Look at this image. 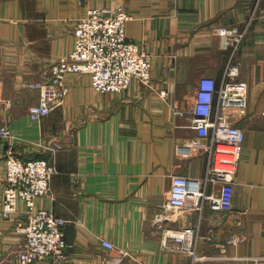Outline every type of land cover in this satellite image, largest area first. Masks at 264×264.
Returning a JSON list of instances; mask_svg holds the SVG:
<instances>
[{
  "label": "crops",
  "instance_id": "crops-1",
  "mask_svg": "<svg viewBox=\"0 0 264 264\" xmlns=\"http://www.w3.org/2000/svg\"><path fill=\"white\" fill-rule=\"evenodd\" d=\"M118 5L133 14L129 39L152 52L151 86L134 79L123 92H99L87 73H70L63 103L42 121L28 110L49 81L52 64L74 47V25L86 7ZM115 12V11H114ZM230 58L248 84V105L232 119L246 132L230 212L179 210L155 222L171 178H203L210 139L198 134L186 111L203 76L218 84ZM0 77L6 102L0 124L13 140L0 145V264L14 259L24 237L14 229L24 202L2 214L9 146L25 159H49L58 169L37 207L67 221L73 244L67 259L38 264H112L102 239L130 252L120 264H246L264 260V0H0ZM167 91V97L161 94ZM58 142L59 150L39 147ZM195 226L197 255L164 245L165 229ZM238 236L240 242H230ZM201 257H204L203 259Z\"/></svg>",
  "mask_w": 264,
  "mask_h": 264
},
{
  "label": "built area",
  "instance_id": "built-area-1",
  "mask_svg": "<svg viewBox=\"0 0 264 264\" xmlns=\"http://www.w3.org/2000/svg\"><path fill=\"white\" fill-rule=\"evenodd\" d=\"M131 18L133 14L124 7L113 13L105 8L91 7L80 17L74 31V48L67 58L53 64L50 80L43 85L39 102L29 109L32 120L45 118L57 107L68 91L65 81L70 73L89 74L92 86L103 93L128 90L134 79L152 85V53L129 39L126 28ZM239 73L240 64L230 58L221 84L214 77H201L191 106L186 111L175 108L176 115L187 112L198 134L210 139L202 148L209 161L203 178L172 175L169 197L161 203V212L155 220L160 227L172 220V214L179 210L202 212L207 206L220 212L233 210L235 179L246 132L235 123L232 114L244 111L248 105V84L237 79ZM3 91L0 78V101ZM161 94L167 97L166 90ZM12 136L11 129L1 124L0 144ZM53 146L50 144L49 149L54 151L62 147L59 143ZM57 173L49 159H23L8 148L2 214L13 216L21 201L26 210L16 219L14 227L24 237L23 246L14 259L5 260L3 264H38L49 257L61 262L68 258L73 244L66 238L67 221L53 210L36 205L37 198L49 194L51 181ZM163 237L165 246L174 244L179 250L198 258L195 226L165 229ZM238 241V236L230 238V242ZM101 244L117 252L110 257L112 264H120L130 255L128 250L118 248L109 240L102 239Z\"/></svg>",
  "mask_w": 264,
  "mask_h": 264
},
{
  "label": "rangeland",
  "instance_id": "rangeland-1",
  "mask_svg": "<svg viewBox=\"0 0 264 264\" xmlns=\"http://www.w3.org/2000/svg\"><path fill=\"white\" fill-rule=\"evenodd\" d=\"M84 1L85 0H79V4H83L84 3ZM92 6H88L87 5V7H86V9H85V11L82 13V15H84L85 13H86V11L89 9V8H91ZM94 7V6H93ZM120 7H124L125 8V6L124 5H118L114 10H113V12L114 11H116L118 8H120ZM100 8H105V9H107L108 10V8H106V7H103V6H101ZM109 11V10H108ZM81 15V16H82ZM80 16V17H81ZM80 17L77 19V21H76V23H75V25H74V31H75V27H76V24H77V22H78V20L80 19ZM74 38H75V34H74ZM74 48V47H73ZM73 48H72V50H73ZM72 50H70L68 53H66V54H64V55H62V56H60L54 63H56L59 59H63V58H67L68 57V55H70V53L72 52ZM147 50V49H146ZM150 52V51H149ZM150 53H152V52H150ZM53 63V64H54ZM53 64H52V66H53ZM51 74H52V67H51ZM1 78V77H0ZM1 80L3 81V79L1 78ZM46 82H48V81H38V82H33V83H31L30 84V86H31V88L32 89H37L40 93H39V100H40V95H41V93H42V90H43V85H45L46 84ZM65 84H66V86H67V88H68V91L62 96V98L59 100V104L57 105V106H59L60 104H62L63 103V100H64V98H65V96L69 93V91H70V87H69V85H68V83H67V81H65ZM3 87H4V82H3ZM98 91V90H97ZM100 92V91H99ZM1 100L2 101H0V104H2V103H5L7 100H6V98L4 97V91H3V95H2V98H1ZM39 100H38V102H39ZM38 102H36V103H33V104H31L30 105V107L32 106V105H34V104H37ZM30 107H29V109H30ZM28 113H29V110H28ZM51 114V113H50ZM49 114V115H50ZM49 115H47V116H49ZM46 116V117H47ZM45 117V118H46ZM44 119V118H43ZM43 119H41V120H38L37 122H40V121H42ZM32 120V119H31ZM33 121H35V120H33ZM1 125V124H0ZM5 125H7V124H5ZM9 128H10V126L9 125H7ZM11 129V128H10ZM11 131H12V129H11ZM12 138L10 139V140H7V141H5V142H3L2 144H7V143H9L11 140H13V138H14V134H13V132H12ZM54 143H58V142H53V143H47V142H45V141H41L40 143H39V147L40 148H42L43 150H44V148H46L47 149V151L48 150H51L52 152H53V149L52 148H50L49 149V145L50 144H52V147L54 148V146H53V144ZM49 144V145H48ZM60 144V143H59ZM1 145V144H0ZM62 146V145H61ZM10 147V146H9ZM23 158V157H22ZM35 158V157H34ZM39 158H42V157H39ZM6 159H7V154H6V156H5V165H6ZM23 159H25V158H23ZM52 163V162H51ZM53 164V163H52ZM54 165V164H53ZM55 166V165H54ZM56 167V166H55ZM57 169V168H56ZM57 171H58V169H57ZM225 213V212H224ZM240 241H238L237 243H239ZM202 259L204 258V257H201ZM242 260H246V264H255L256 262L257 263H261V264H264V260L262 259V260H254L253 262L251 261V260H248V259H244V258H242Z\"/></svg>",
  "mask_w": 264,
  "mask_h": 264
}]
</instances>
